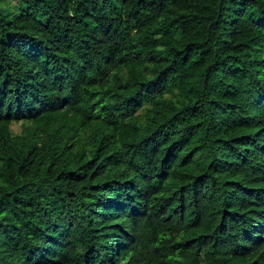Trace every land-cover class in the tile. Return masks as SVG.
I'll list each match as a JSON object with an SVG mask.
<instances>
[{"label": "trees", "instance_id": "1", "mask_svg": "<svg viewBox=\"0 0 264 264\" xmlns=\"http://www.w3.org/2000/svg\"><path fill=\"white\" fill-rule=\"evenodd\" d=\"M0 264H264V0H0Z\"/></svg>", "mask_w": 264, "mask_h": 264}, {"label": "rangeland", "instance_id": "2", "mask_svg": "<svg viewBox=\"0 0 264 264\" xmlns=\"http://www.w3.org/2000/svg\"><path fill=\"white\" fill-rule=\"evenodd\" d=\"M19 126H20V124H18V125L14 124L12 126L13 131H16L17 132L19 130Z\"/></svg>", "mask_w": 264, "mask_h": 264}]
</instances>
